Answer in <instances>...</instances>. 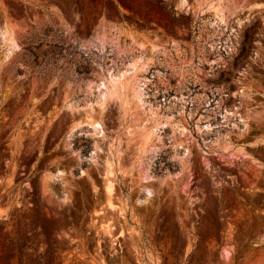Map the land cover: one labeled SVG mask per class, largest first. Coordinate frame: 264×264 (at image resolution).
<instances>
[{"label":"rangeland","instance_id":"obj_1","mask_svg":"<svg viewBox=\"0 0 264 264\" xmlns=\"http://www.w3.org/2000/svg\"><path fill=\"white\" fill-rule=\"evenodd\" d=\"M0 264H264V0H0Z\"/></svg>","mask_w":264,"mask_h":264}]
</instances>
